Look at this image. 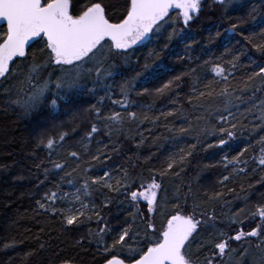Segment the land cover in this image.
<instances>
[{
	"label": "trees",
	"instance_id": "16d2710c",
	"mask_svg": "<svg viewBox=\"0 0 264 264\" xmlns=\"http://www.w3.org/2000/svg\"><path fill=\"white\" fill-rule=\"evenodd\" d=\"M202 8L187 27L181 22L166 25L160 33L152 34L150 41L130 49L127 62L123 57H113V71L118 75L100 83H94V76L86 80V88H95V93L85 91L73 95L68 103L61 101L58 112L42 105L30 115H24L12 104L19 98L20 89L28 88L23 74L25 65L31 63V55L27 61H16L13 65L15 75L0 82V262L7 264L12 257L11 264H61L66 259L74 264L105 263L110 254L104 253L103 245L98 247L95 238L89 236L90 230L95 233L98 227L95 216L91 222L85 221L80 226H64L59 215L38 210L36 201L46 192L56 191L61 197L56 208H79V202L74 199L78 194L90 207L94 204L109 227L115 230L105 236V241L111 244V236L131 219L134 208L123 191L118 194L93 186L88 195L84 194L85 179L103 176L106 171L118 178L126 169L130 181L135 180L132 190L139 189L142 183H150L155 177L161 184L158 201L167 211L175 203L186 207L188 212L198 206L195 208L198 219L201 213L214 211L216 219L198 229L199 236L193 244V251L201 240L208 244L199 252L201 261L217 251L212 245L220 239L233 237L241 230L250 232L259 224L264 228V221L253 215L257 206L264 205V183L261 182L264 168L254 159L259 156L260 142L264 140V121L260 119L264 109L259 107L264 100V79L257 76L249 80L253 72L264 67V51L255 47L264 44V0H231L226 7L205 1ZM177 15V12L170 13L173 18ZM233 24L237 25L234 33L228 31ZM173 27L177 33L169 39ZM40 46L37 42L30 53ZM237 57L233 67L230 62ZM217 63L226 69V81L212 71ZM186 72L190 75L181 82L179 90L162 96L155 94L157 88ZM126 82L135 85L130 93L128 111L138 116L146 113L148 120L131 121L124 108L112 103L122 100L120 89ZM225 88L231 94L230 106L220 95ZM199 92H204L205 96L199 97ZM190 96L196 97L192 103L188 102ZM101 99L102 104L99 103ZM92 105L101 109L102 116L121 112L125 115L124 123L113 125L109 136L105 122L85 112ZM226 107H230L232 116L228 117ZM168 112L174 114L162 115ZM76 113H83L82 118L74 120ZM220 115L237 124L234 138L210 134L214 128L230 127L219 121ZM93 123L97 124L99 132L89 141L85 137ZM181 128L189 131L181 132ZM61 133H68L63 142L58 139ZM49 137L56 140L51 150L39 143L41 138L46 141ZM220 138L228 143L215 147ZM193 144H196L195 149L191 148ZM72 151L79 154V159L69 156ZM189 151L192 154L186 156L183 163L178 162L165 175H160L172 159L178 161L180 155ZM242 151L244 155L240 159L247 164L226 168L224 157L232 160ZM98 153L103 155L93 160ZM51 161L62 163L65 168L54 170ZM241 168L246 171L240 172ZM225 175L231 178L221 184ZM77 189H81L80 193ZM217 192L223 193L219 200L209 199ZM106 198L111 203L104 208ZM137 207L143 216L148 215L146 202L141 201ZM161 211L158 207L154 214L157 227L167 214L165 211V215H161ZM137 223H140L139 217ZM261 238H264V231L260 237H244L241 241L228 239L229 250L222 262L217 257L219 264H255L260 255L256 245L261 243ZM81 239L83 245H77V240ZM13 241L14 249L3 248L4 243ZM40 245L44 247L41 249ZM29 252L35 255L26 258ZM119 255L123 258L127 252Z\"/></svg>",
	"mask_w": 264,
	"mask_h": 264
},
{
	"label": "snow or ice",
	"instance_id": "6c2138e0",
	"mask_svg": "<svg viewBox=\"0 0 264 264\" xmlns=\"http://www.w3.org/2000/svg\"><path fill=\"white\" fill-rule=\"evenodd\" d=\"M214 3L226 7L231 0H213ZM177 11L178 15L173 18L170 12ZM202 11V0H0V21L6 23V29L0 30V80H7L15 75L13 65L17 59L27 61L31 55V63L25 65L24 82L28 85V90L24 98H17L12 104L19 107L24 115H30L42 105H48L54 112H58L60 102L68 103L75 94L87 91L90 94L95 93V88L87 89L85 81L95 77L94 83H100L102 80L114 78L118 73L114 72L115 62L113 57H123L127 62L129 50L134 45L143 44L150 41L151 34L160 33L166 25L172 26L176 22H181L187 27L198 14ZM237 25L233 24L228 31L235 32ZM177 30L173 27V32L169 35H175ZM264 34V33H262ZM32 42H38L40 47L30 53L29 49ZM258 51H264V44H256ZM234 58L232 66L235 67ZM147 68L148 66L145 65ZM159 67V66H157ZM53 71L49 72L48 69ZM156 70L154 69L153 72ZM215 76L227 80L226 69L219 63L212 68ZM191 72H195L192 69ZM47 73V75H45ZM190 73H182L170 79L162 87L155 90V94L162 96L174 89L179 90L181 82L189 76ZM231 75V73H229ZM264 79V67H260L258 72H253L249 77L251 81L254 77ZM147 79V78H146ZM110 91V86H106ZM135 85L132 82H126L121 86L120 95L122 100H113L112 103L120 105L126 111V116L131 121L148 120L146 113L140 116L136 112L128 111L131 107L129 99L130 93ZM257 91L259 89H256ZM148 90L145 88L144 92ZM199 97H204V92H199ZM211 95V92L208 93ZM225 98V104L230 106L232 103L231 94L227 88L220 93ZM196 98L189 97V103ZM103 103V99L99 101ZM150 107V106H149ZM259 107L264 109V100L260 101ZM228 117L232 116L230 107ZM94 114L98 121H104L105 127L109 128L108 135H111L113 125H122L125 121V115L121 112H113L107 116L101 115V109L92 105L85 110ZM173 112L162 113L165 116L173 115ZM83 113H76L73 119L82 118ZM142 116V119H141ZM220 115L219 121L230 124V127H220L212 129L210 134H219L228 139L235 137L237 128L236 123H231L229 118ZM261 121H264V111L260 113ZM119 130V129H118ZM181 132H187L189 129H180ZM99 132L96 123L91 126L90 132L85 139L91 140L93 134ZM206 134L208 130H205ZM68 133H61L59 141L63 142ZM143 141H141L142 143ZM199 142V141H197ZM39 143L45 148L51 150L56 145L53 138H41ZM228 140L220 138L215 147H223ZM259 156L254 158L261 168H264V140L261 142ZM106 147V146H105ZM196 144L191 146L195 149ZM213 147V145H209ZM183 151V150H182ZM247 151V149H245ZM191 151L186 155H180L179 160L172 159L168 163L167 169L160 173L165 175L175 164L183 163L186 156H190ZM103 153H98L92 157L93 160H99ZM244 155L242 151L239 156L228 160L224 157L227 168L228 165L247 164L240 157ZM71 158L79 159V154L75 151L69 153ZM54 170L63 171L65 165L56 161H51ZM240 172H245L246 168H241ZM255 171V169H253ZM123 175L118 178L105 172L103 176L95 179H85L83 184L84 194L88 195V190L93 186H99L108 191L126 195L128 202L133 206L134 211L130 213L131 219L126 220L116 235L111 236V244L105 241V236L115 231L111 229L101 214L93 204L80 200L77 194L74 199L79 202V208L58 209L56 202L60 199V194L56 191H49L44 194L42 199L36 201L37 209L52 216L59 215L62 225L80 226L85 221L91 222L93 216L96 217L98 225L95 233L89 232L91 238H95L97 246L103 245L104 253L110 254V258L105 259V264H219L217 257L223 261L229 250L228 239L241 241L244 237H260L264 228L258 226L250 232H237L233 237L220 239L212 247L217 250L206 256L203 261L200 260L199 252L208 247L203 240L200 241L196 251H193V244L199 236L198 229L202 225H207L209 221L216 219L215 213H201V218H197L194 206L192 212H188L186 207H181L179 203L172 205L171 210L167 211L165 205L158 201V190L161 184L153 177L150 183L141 184L137 190H132L135 180L129 179L126 169L122 170ZM65 175L70 176L71 173ZM230 175H225L220 181L221 184L230 179ZM45 179H47V169H45ZM113 180L115 182L113 183ZM72 183L71 180L68 181ZM264 183V177L261 178ZM43 183V181H41ZM81 189H77L80 193ZM234 191L233 189L229 190ZM223 193L217 192L209 199L219 200ZM146 202L147 216H143L137 205ZM111 201L105 199L103 207L107 208ZM166 204V202H165ZM162 209L161 215L167 214L157 227L154 214L157 208ZM241 211H243L241 209ZM253 215H258L264 221V205H259ZM206 216V219L203 217ZM139 217L140 223H137ZM143 225V228L140 225ZM102 225V226H101ZM212 227H215L213 224ZM220 236L224 234L221 232ZM77 245H83V240H77ZM264 238L256 247L260 249V255L255 264H264ZM41 249L44 247L40 245ZM3 248L14 249L15 241L4 243ZM127 252V255L121 258L119 253ZM235 251V250H232ZM247 249H245V252ZM35 255L29 252L26 258ZM12 257H9L7 264H11ZM4 264V262H0ZM61 264H74L72 260H63Z\"/></svg>",
	"mask_w": 264,
	"mask_h": 264
},
{
	"label": "flooded vegetation",
	"instance_id": "af4514ba",
	"mask_svg": "<svg viewBox=\"0 0 264 264\" xmlns=\"http://www.w3.org/2000/svg\"><path fill=\"white\" fill-rule=\"evenodd\" d=\"M205 1H211L212 3H214L213 0H202V3H204ZM214 4H216V3H214ZM202 9H203V8H202ZM175 12H177V11L173 10V11L170 12V13H175ZM3 29H6L5 26H1V27H0V30H3ZM151 35H152V34H151ZM146 42H147V41H145L143 44L134 45L133 47L144 45ZM36 43H37V42H32L30 49H31ZM30 49H29V51H30ZM18 60H20V59H17V61H18ZM1 81H2V80H0V82H1Z\"/></svg>",
	"mask_w": 264,
	"mask_h": 264
},
{
	"label": "rangeland",
	"instance_id": "374dc122",
	"mask_svg": "<svg viewBox=\"0 0 264 264\" xmlns=\"http://www.w3.org/2000/svg\"><path fill=\"white\" fill-rule=\"evenodd\" d=\"M20 79V78H19ZM28 88H21L20 89V95H19V98H24L25 96V93L27 92ZM260 227H263V225L259 224Z\"/></svg>",
	"mask_w": 264,
	"mask_h": 264
},
{
	"label": "water",
	"instance_id": "95a60500",
	"mask_svg": "<svg viewBox=\"0 0 264 264\" xmlns=\"http://www.w3.org/2000/svg\"><path fill=\"white\" fill-rule=\"evenodd\" d=\"M1 26H5V28H6V23L3 22V21H0V27H1ZM103 264H105V263H103Z\"/></svg>",
	"mask_w": 264,
	"mask_h": 264
}]
</instances>
